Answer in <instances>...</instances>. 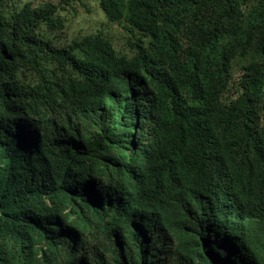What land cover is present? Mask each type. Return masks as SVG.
Segmentation results:
<instances>
[{
	"label": "trees",
	"instance_id": "1",
	"mask_svg": "<svg viewBox=\"0 0 264 264\" xmlns=\"http://www.w3.org/2000/svg\"><path fill=\"white\" fill-rule=\"evenodd\" d=\"M56 1L7 19L0 0V264H214L234 246L256 264L242 228L226 227L229 215L218 206L211 212L221 217L220 251H203L212 185L198 174L200 166L211 179L224 170L238 180L249 125L264 122L256 107L264 31L240 49L217 47L238 32L251 0H190L179 14L143 0L152 5L143 19L125 13L142 0L101 1L110 20L127 24L129 54L101 30L66 40L62 12L85 2ZM34 16L61 34L42 32ZM162 67L172 73L141 85V69ZM237 89L235 107L224 105L223 94ZM106 96L114 102L100 113ZM213 104L219 111L207 113ZM87 105L93 116L82 117L81 131L60 113ZM175 173L196 181L198 202L175 225L178 244L150 255L126 230L142 216V196L170 188Z\"/></svg>",
	"mask_w": 264,
	"mask_h": 264
},
{
	"label": "clouds",
	"instance_id": "2",
	"mask_svg": "<svg viewBox=\"0 0 264 264\" xmlns=\"http://www.w3.org/2000/svg\"><path fill=\"white\" fill-rule=\"evenodd\" d=\"M101 1L103 2V0H96V3L102 11L104 19L107 22H111L112 20L107 17L101 7ZM156 1L162 6L164 11H175L179 14L185 9L190 0ZM3 2V10L7 19L13 18L11 16L13 13L22 10L21 8H25L26 6L36 8L47 3L57 5L56 0H43V2L37 4L32 0H3ZM13 2L18 3V5L12 6ZM151 8L152 5H147L142 0L140 5H136L134 10H126L125 13L128 17L139 18L145 13L141 18L143 19L149 14ZM32 21L35 25L41 22L40 30L52 34L53 31L47 29L46 25L42 22L43 19L34 16ZM111 23H123L127 25L125 22L112 21ZM96 31H100V29ZM263 31L264 6L258 0L248 1L247 6L244 5L242 8L238 32L230 33L225 38L220 39L217 43L218 50L229 52L231 46H237L240 49L243 39L248 41L249 39L256 38ZM37 32L40 33L39 31ZM237 68L235 67L234 70L236 77ZM167 73L172 72L170 69L168 72L167 70L164 72V68L162 72H153L152 70L143 68L139 71L143 82L141 85L154 86L157 79L167 78ZM240 73L241 75L237 79H241L243 76L241 70ZM135 90H137V87ZM238 93V89L237 91L225 92L222 96L224 105L234 108L240 97ZM112 102H114V99L109 96L103 98L102 105L99 107L100 113H106L105 108L111 106ZM91 106L95 109L93 104ZM256 107L263 113L264 97L256 103ZM215 111H219L216 104L207 107V113H215ZM60 113L61 115L64 114L69 126L74 129L78 128L80 131L83 130V126L86 123L85 119L83 120L84 122L81 120L82 117L93 116L89 105L85 108L77 107L68 111H60ZM249 132L250 135L247 137L244 148L239 151L240 160L243 163V174L238 180L232 181L225 178L224 173L226 171L224 170L214 179H211L209 176H206L200 166L199 168L197 167L198 174L203 182L212 185L211 191L205 200L208 212L205 216L204 224L208 235H204L201 243L203 251L206 254L220 251L222 243L221 224L218 218L220 216L211 212V206L213 208L218 206L217 208L222 209L229 215V219L224 222L226 227L229 229L242 228L250 249L254 254L255 263L264 264V243L261 242L263 238H260V236L264 235V122L260 121L250 124ZM210 156L212 154L210 155L209 153L204 160L210 158ZM172 177L173 183L170 188L161 190L146 202L145 196H142L141 203H139L143 208L142 216L134 224L130 222L126 230L130 238L134 239L135 243L139 244L150 255L166 256L167 251L178 244L180 241L178 237L181 234L175 232V225L177 222L182 221L188 214V211L194 209L198 202L197 185L194 179H190L181 173H175ZM235 251L237 250L234 246L230 256L225 252L226 258L217 262H214V259V264H254L242 259L240 255L234 254ZM168 255L177 258L174 253ZM172 263L173 259L167 262V264Z\"/></svg>",
	"mask_w": 264,
	"mask_h": 264
},
{
	"label": "rangeland",
	"instance_id": "3",
	"mask_svg": "<svg viewBox=\"0 0 264 264\" xmlns=\"http://www.w3.org/2000/svg\"><path fill=\"white\" fill-rule=\"evenodd\" d=\"M21 1V0H20ZM34 3H41L43 0H32ZM18 5L13 2L11 4ZM62 19L65 20L66 29L53 31L55 34H61L66 40L70 41L74 37H81L86 33H95L97 29H100L105 33V36L115 41V47L121 50L122 53H130L134 51V45H128L130 34L126 29V25L123 23H111L107 22L96 3V0H85V5H76L75 10L68 12H62ZM52 36V35H51ZM237 77H240V68L236 69Z\"/></svg>",
	"mask_w": 264,
	"mask_h": 264
}]
</instances>
